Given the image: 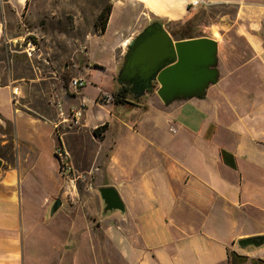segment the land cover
I'll list each match as a JSON object with an SVG mask.
<instances>
[{
	"label": "crops",
	"instance_id": "crops-1",
	"mask_svg": "<svg viewBox=\"0 0 264 264\" xmlns=\"http://www.w3.org/2000/svg\"><path fill=\"white\" fill-rule=\"evenodd\" d=\"M29 1L0 0V48L9 22L18 20ZM200 3L235 6L229 29L240 38L218 39L214 31L206 36L218 44L217 75L197 88L164 94L159 84L134 105L116 103L117 88L99 89L94 104L105 107L107 117L86 121V107L78 131L85 129L100 148L82 162L75 147L66 145L87 175L96 168L102 186L117 188L126 212L94 218L100 220L95 234L87 216L60 218L69 225L64 249L58 237L51 253L44 244L49 224L53 236L61 228L51 214L55 200L44 221L28 207L62 194L56 212L67 205L62 191L69 181L55 149L72 134L60 133V120L24 103L29 88L0 83V264H264V246L240 245L264 236V0H113L106 31L85 36L86 56L106 70L91 58L89 45L106 40L113 29L115 79L130 40L148 22L187 21ZM36 80L41 78L31 79ZM85 88L56 93L70 106L83 102ZM105 123L96 137L94 129ZM79 220L87 224L89 242L80 231L70 233Z\"/></svg>",
	"mask_w": 264,
	"mask_h": 264
},
{
	"label": "rangeland",
	"instance_id": "rangeland-1",
	"mask_svg": "<svg viewBox=\"0 0 264 264\" xmlns=\"http://www.w3.org/2000/svg\"><path fill=\"white\" fill-rule=\"evenodd\" d=\"M112 1L30 0L18 20L9 22L8 30L3 36L0 48V83L12 82L14 85H23L29 88L31 95L24 99V103L42 114L59 120L58 112L54 106V99H60L62 96L60 93V95L56 93L57 89L61 93L76 94L69 88V80L74 76H86L88 78L84 96V102L87 105L85 108L88 107L86 121L88 119L93 122L103 120L107 117L108 111L105 107L94 104V100L97 98L99 89L117 88L116 75L115 79L112 76L115 67L112 46L117 40V36L112 29L106 40L101 42L91 41V45H89L91 58L105 65L106 70L98 69L96 65L89 63L86 56L85 36L97 32L95 24L98 15L104 7L112 5ZM235 12L236 8L232 5L200 3L191 17H194L193 27L197 26L194 34L206 37L212 36L214 31L218 39L240 38L233 30L229 29L230 24L233 23ZM184 22L186 21L166 22V24L173 27ZM122 24L126 28L129 26L126 21H123ZM214 26L217 28L215 29ZM30 40L37 44V51L32 57L23 52L25 43ZM34 78H41V80L32 82L31 79ZM83 89L80 90V93ZM114 92L112 94L113 99ZM108 97V95H103V99ZM66 107L68 108V106ZM118 107L120 111L124 109L122 105ZM79 127L70 128L62 124L59 132L71 133L70 137H62V141L65 144L67 141L69 147L70 145L75 147L78 159L82 162L84 160L89 162L88 160L97 152L100 146L99 143L91 141V135L85 132V129L78 131ZM70 161L73 166L70 172H66L61 165L62 162L60 163L61 172L69 181V184H66L62 191L67 205L63 209L53 212L57 200H62V194L47 201L44 206L28 207L29 214L44 221L48 217L53 200H55L51 214L55 213L53 217L56 216V219L54 220L59 222L55 225L59 224L61 228L56 230L57 234L55 235L57 236L52 235V223L49 224L51 227L48 230L46 229L49 235L45 236L44 244L46 251L50 253L56 246L53 238L58 237L63 240L60 242L62 244L60 245L61 249H64V246L68 243L69 225L68 222H62L64 218L77 215L86 218L87 216L95 234L100 220H94V218H98L100 214H103L104 201L99 192L102 181L98 169L93 168L94 171L87 175L84 172L86 168L74 164L72 157ZM39 193V200L43 202L47 192L42 189ZM60 218L63 219L60 221ZM86 226L87 224L83 220H79L76 228L72 229L70 233L80 231V239L84 243L89 242L91 234ZM98 232L102 234V231ZM56 241L58 242V239ZM89 254L87 250L85 256L90 257ZM50 264L52 263L50 262Z\"/></svg>",
	"mask_w": 264,
	"mask_h": 264
},
{
	"label": "water",
	"instance_id": "water-1",
	"mask_svg": "<svg viewBox=\"0 0 264 264\" xmlns=\"http://www.w3.org/2000/svg\"><path fill=\"white\" fill-rule=\"evenodd\" d=\"M167 20L148 22L129 42L122 65L116 74L119 85H128L133 94L149 98L156 87L163 86L162 93L170 94L177 88H197L214 80L217 69L218 44L210 37L174 40L166 28ZM99 192L104 201V214L117 210L126 212V206L114 186H102ZM62 205L58 199L55 212ZM243 248L264 246V236L240 240Z\"/></svg>",
	"mask_w": 264,
	"mask_h": 264
},
{
	"label": "built area",
	"instance_id": "built-area-1",
	"mask_svg": "<svg viewBox=\"0 0 264 264\" xmlns=\"http://www.w3.org/2000/svg\"><path fill=\"white\" fill-rule=\"evenodd\" d=\"M198 3V1L196 2ZM37 51V44L30 40L25 43V47L23 52L27 53L29 57H32ZM88 79L86 76H74L69 80V88L74 91V93L79 94L80 90L87 86ZM13 93L15 96L19 95V87L13 88ZM54 106L58 112L60 124H65L66 127H79L83 123V118L85 115V102L83 100L80 104H73L65 106L64 101L62 99H54ZM55 154L57 158H59L60 163L62 162V166L66 172H70L73 169L71 159V154L68 150L67 145L62 142L55 149Z\"/></svg>",
	"mask_w": 264,
	"mask_h": 264
},
{
	"label": "trees",
	"instance_id": "trees-1",
	"mask_svg": "<svg viewBox=\"0 0 264 264\" xmlns=\"http://www.w3.org/2000/svg\"><path fill=\"white\" fill-rule=\"evenodd\" d=\"M111 13H112V5L106 6L101 10V12L98 15L96 24H95L97 31H100V32L106 31ZM193 19L194 17L188 19L184 23L178 24V26L171 27L168 25V31L170 32L172 36L178 39H181V40L201 37V36H197L194 34V31L196 30L197 26L193 27ZM96 66H99V65H96ZM140 99L141 98H138L133 94L130 86L128 85L120 84L118 89L114 92V100L116 103H119V104L134 105L136 104V102L140 103ZM107 127H108L107 123L101 126H98L93 131L94 135L96 137L101 136L103 131H105ZM242 240H246V239H242Z\"/></svg>",
	"mask_w": 264,
	"mask_h": 264
}]
</instances>
